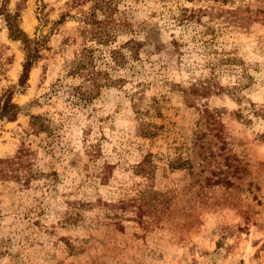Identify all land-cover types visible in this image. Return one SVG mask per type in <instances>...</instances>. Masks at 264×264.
Here are the masks:
<instances>
[{
  "label": "rangeland",
  "instance_id": "obj_1",
  "mask_svg": "<svg viewBox=\"0 0 264 264\" xmlns=\"http://www.w3.org/2000/svg\"><path fill=\"white\" fill-rule=\"evenodd\" d=\"M41 1L44 25L37 0L19 23L46 48L14 94L16 120L0 122V264H264V0H117L113 45H142L104 66L119 81L86 106L66 94L80 7ZM191 8L205 11L179 22ZM23 58L0 14V88ZM209 77L217 94L191 90ZM31 114L49 131L34 134Z\"/></svg>",
  "mask_w": 264,
  "mask_h": 264
},
{
  "label": "trees",
  "instance_id": "obj_2",
  "mask_svg": "<svg viewBox=\"0 0 264 264\" xmlns=\"http://www.w3.org/2000/svg\"><path fill=\"white\" fill-rule=\"evenodd\" d=\"M26 1L18 0L15 10L11 12L7 7V0H0V14L6 22L8 37L11 40L20 41L24 53L17 82L0 88V122L16 120L21 107L13 100L14 94L25 89L31 69L42 57V50L46 48L45 35L38 34L30 37L20 26V7ZM190 1L192 2L193 0ZM213 1L224 4L230 2V0ZM70 4V6L80 7L78 8L76 20L80 24L78 32L82 37V45L67 67V75L78 78L79 82L69 86L66 94L73 105L86 106L101 93L103 88L112 86V84L119 81V79L113 78L109 70L104 66L109 68L124 66L127 58L134 56L142 43L135 38H129L121 44L113 45L117 40L118 33L126 25L125 20L120 15L117 0H73ZM81 5L86 6V8H82ZM204 11L205 9L202 8L183 9L178 21L188 22ZM35 14L40 23L44 25L46 17L44 4L41 0H37ZM63 17L62 15L56 22L63 20ZM174 43L179 45L177 40ZM105 50L108 53L109 62L102 58L103 62L99 63L98 59L101 57H99V54ZM59 85L53 83L52 88ZM222 89V86L215 83L211 77L191 86V90L200 96L206 95L211 91L217 94ZM154 125L146 127L143 130V134L150 138L154 137L156 135V130L154 129L156 126ZM29 127L34 131V134L47 132L50 129L49 122L46 121L42 114H31ZM149 156L150 154L146 155L138 164L139 170L146 173H149L147 164H151ZM212 182L230 183L225 176L218 177Z\"/></svg>",
  "mask_w": 264,
  "mask_h": 264
}]
</instances>
